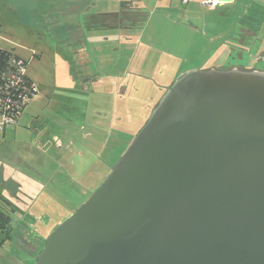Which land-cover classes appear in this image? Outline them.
Here are the masks:
<instances>
[{
    "label": "rangeland",
    "instance_id": "obj_1",
    "mask_svg": "<svg viewBox=\"0 0 264 264\" xmlns=\"http://www.w3.org/2000/svg\"><path fill=\"white\" fill-rule=\"evenodd\" d=\"M58 1L0 0V49L27 62L37 89L19 117L22 132L5 140L0 132V204L13 214L0 264L35 263L47 237L105 181L182 73L232 66L264 71L255 48L251 58L246 52L241 60L221 59L209 31L196 41L181 34L159 16L157 0ZM125 9L130 19H143L139 31L119 28ZM243 12L228 10L224 24H216L229 29ZM91 24L100 29H85ZM96 34L102 35L92 41Z\"/></svg>",
    "mask_w": 264,
    "mask_h": 264
},
{
    "label": "water",
    "instance_id": "obj_2",
    "mask_svg": "<svg viewBox=\"0 0 264 264\" xmlns=\"http://www.w3.org/2000/svg\"><path fill=\"white\" fill-rule=\"evenodd\" d=\"M34 264H264V71L182 73Z\"/></svg>",
    "mask_w": 264,
    "mask_h": 264
},
{
    "label": "crops",
    "instance_id": "obj_3",
    "mask_svg": "<svg viewBox=\"0 0 264 264\" xmlns=\"http://www.w3.org/2000/svg\"><path fill=\"white\" fill-rule=\"evenodd\" d=\"M94 1H91V3L96 4V2H98V0L96 2ZM157 1H159V5L156 6L155 9H161L159 16H161L163 19L164 17L168 19V23L171 22L172 27L181 30V34H187L186 31H188V37L196 41L197 37L199 40L200 33L202 34V37H205V32L207 33V31H209V41L212 44L215 42L218 45L216 52L218 51L217 55H219V58L222 59L223 57H233L234 59L237 57L238 60H241V53L246 52L249 53V58H251V50L252 48H255L253 55L254 58L257 61L264 63V0H232V2L229 4H216L210 8L201 6V3L206 0H189L187 4H182L179 0ZM173 3H178L180 4L179 6L183 7L173 5ZM148 7H151V5ZM152 7H154V4ZM234 8L239 9V11H244L243 15L239 13L238 15L234 16V18H228L231 21L229 29L220 27L221 25L218 26L216 21H222L224 24L225 18L223 13L231 9L234 10ZM163 10L165 11L163 12ZM94 16L95 15L91 13V19L94 20ZM170 16L173 17L172 20L170 19ZM120 17H122V15ZM126 20V17L121 19L119 26L121 30L129 29V25ZM199 21L201 22L200 24ZM91 25V28L93 27L91 32H96L94 25ZM141 25H143V23H141ZM183 29L185 31H183ZM120 33H122V31ZM125 33L127 34V31L123 32L122 34L125 35ZM190 34H197V36L192 37ZM101 35L102 34L91 35V39H93L92 41H98V38ZM121 35L119 34L120 38ZM125 40L128 41V44L132 43L131 39L129 40L126 38ZM138 42L141 43V40ZM138 42L136 41L137 44ZM113 87L115 88V86ZM123 91L125 92L124 89ZM150 108L151 107H148L147 109ZM18 119L15 122L16 124H14L15 126L13 125L8 127L4 132L1 133L2 140H5L6 138L15 139V136L22 132H18L17 129L20 126V118ZM4 144L5 143H3V141H0V146ZM3 169L4 168H2V170Z\"/></svg>",
    "mask_w": 264,
    "mask_h": 264
},
{
    "label": "trees",
    "instance_id": "obj_4",
    "mask_svg": "<svg viewBox=\"0 0 264 264\" xmlns=\"http://www.w3.org/2000/svg\"><path fill=\"white\" fill-rule=\"evenodd\" d=\"M59 1L58 4L63 2V0H61L60 2ZM87 2L90 3L89 0ZM84 10L79 12L80 15L85 13ZM124 12L125 11L121 12L123 15L122 18L126 17V21L129 25V30H132L133 32L139 31L141 23H143V19L139 20L138 18L136 22L135 20L130 19L132 17H129L127 10L125 12L127 13L126 15H124ZM77 14L78 13L69 15L67 13H64L62 14V17L71 18ZM90 27L91 25H88L85 29H90ZM97 28L100 29V27H97L95 25L94 29ZM110 31H115V29ZM26 65L27 62H25L21 58L13 55L9 51L0 49V108L9 106V109L5 114L15 121H17V119L20 117L27 106L24 100L31 99L32 96L36 94V91H33V89H35V86L32 80L26 75L25 72L23 75L20 72L21 68H26ZM116 78H119V75ZM2 112L3 110L0 111V114H3ZM6 207L7 204H0V244L11 234V215L13 214L12 211H9Z\"/></svg>",
    "mask_w": 264,
    "mask_h": 264
},
{
    "label": "built area",
    "instance_id": "obj_5",
    "mask_svg": "<svg viewBox=\"0 0 264 264\" xmlns=\"http://www.w3.org/2000/svg\"><path fill=\"white\" fill-rule=\"evenodd\" d=\"M182 4H187L189 2V0H179ZM217 3L215 1H212V0H206V1H203L201 3V6L202 7H206V8H210V7H213L215 6ZM21 74L23 75L24 72H25V69L24 68H21ZM33 91H36V94H37V89L35 87V89H33ZM35 95L32 96V98L34 97ZM31 98V99H32ZM31 99H27V100H24V102H26V104L31 100ZM9 109V106H5L3 108H0V111L3 110V114H0V117L3 119L2 123H0V132H4L5 129H7L8 127H11L15 124V120L11 119L8 115H6V111Z\"/></svg>",
    "mask_w": 264,
    "mask_h": 264
},
{
    "label": "flooded vegetation",
    "instance_id": "obj_6",
    "mask_svg": "<svg viewBox=\"0 0 264 264\" xmlns=\"http://www.w3.org/2000/svg\"><path fill=\"white\" fill-rule=\"evenodd\" d=\"M92 190H94V189H92Z\"/></svg>",
    "mask_w": 264,
    "mask_h": 264
}]
</instances>
